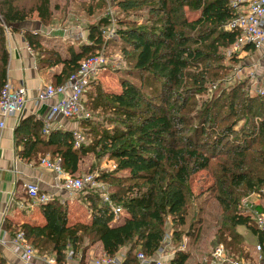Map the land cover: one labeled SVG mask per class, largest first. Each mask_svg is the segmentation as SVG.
Wrapping results in <instances>:
<instances>
[{"label": "trees", "instance_id": "obj_1", "mask_svg": "<svg viewBox=\"0 0 264 264\" xmlns=\"http://www.w3.org/2000/svg\"><path fill=\"white\" fill-rule=\"evenodd\" d=\"M18 1L0 0V91L9 62L6 28L16 31L15 26L33 13L44 26L52 18L49 0H37L29 8L19 6ZM114 1L127 13L139 7L146 18L139 25L125 19L117 23L116 35L130 66L118 75L120 92H105L100 83L91 82L85 93V108L91 113L103 112L112 127L103 129L80 121L88 124L94 138L89 145L74 148L73 132L41 134L43 122L28 119L20 126L33 134L35 141L30 137L16 143H22L28 152L39 144L35 152L55 156L70 176H80V162L87 154L96 159L107 156L116 168L97 179L114 186L110 202L124 217L112 225L111 207L102 203L97 193L85 190L82 193L91 212L88 224L68 226L67 206L54 199L40 206L44 226L22 225L18 231L40 254L52 256L56 264H65L67 251L75 255L80 245L96 243L109 257L128 247L122 264H138L136 247L152 257L163 244L169 218L174 227V254L168 264H187L191 255L179 250L181 238L191 237L198 222L190 225L186 234L180 227L186 223L187 206L193 197L190 180L206 171L212 178L209 189L221 211L216 243L226 252L239 253L244 239L237 230L243 227L263 245L264 260V233L240 209L243 197L264 186V92L249 95L246 82H237L228 90L216 86L239 61L226 55L239 36L238 31L225 30L236 16L231 0ZM188 12L195 15L188 18ZM107 24L103 19L89 27L88 44H79L78 51L68 48L65 59L53 51L43 52L47 57L39 58L49 67L62 65L58 84L64 83L83 59L100 51ZM23 37L36 53L40 36L26 31ZM245 49L253 52L250 46ZM208 85L215 86L212 95L197 100L207 94ZM261 86L264 91V80ZM118 173L126 177L120 178ZM86 249L82 248L81 264L86 263ZM0 264L7 263L0 259Z\"/></svg>", "mask_w": 264, "mask_h": 264}, {"label": "rangeland", "instance_id": "obj_2", "mask_svg": "<svg viewBox=\"0 0 264 264\" xmlns=\"http://www.w3.org/2000/svg\"><path fill=\"white\" fill-rule=\"evenodd\" d=\"M36 1L37 0H19L18 4L21 7L23 6L29 8L33 7L36 4ZM49 1L52 10V18L47 26H44L40 20L37 19L38 17L36 13H33L25 22L16 25V27L20 28L23 33L26 31L32 32L31 30H28L29 28H37L36 33H32L38 34L41 40L45 38L52 42L48 48L40 45L41 49L39 48L36 50L38 58L44 55L43 52H52V44L55 46V48H57V50H62H58L61 54L66 52V50L70 47L74 46L77 48L79 44L87 40L88 28L105 19L107 20L108 24L102 32V38L103 36H106L108 39L104 40L101 49H104V53L108 58V65L99 73V75L104 73L102 83L103 85L101 86L105 92H120L121 89L118 84V75L129 69L130 66L125 54H123L122 44L120 43L118 37L110 39L109 33L114 30L116 32V29H118L117 23L121 19L129 20L137 25L143 23L146 18V12L139 11L138 7L134 9V11L127 13V11H122L114 0ZM194 14L195 13H191L188 15V18H192ZM6 30L8 31V28H6ZM39 31L40 33H37ZM44 56L47 57V55ZM227 57L230 56L227 55ZM237 60H239L238 63L233 64L232 69L230 72H228V77H226L227 79H223L222 83H219L220 81L216 82V86L220 89L228 90L237 82H246L247 86L245 90L249 95L260 94L259 92L263 90L261 85L262 81L264 80L263 52L249 54L243 57L240 56L237 57ZM214 89L215 86L208 85L207 94H202L201 96L196 97L197 100L201 101L208 99L212 95ZM104 117L105 116L103 115V112L93 111L91 113V119L87 120V122H89L90 126L96 125L98 127L101 126L100 128L103 129H110L112 125L107 123ZM77 125L78 129L76 131L80 132L83 138L81 144L84 143L85 146L89 145L94 137L90 132V128L87 126L88 124L84 122H78ZM44 157H49L51 160H56L55 156L51 157L49 154H47V152L42 151L39 153V158H37L34 162L39 164L40 160ZM115 168V163L109 160L107 156H103L101 159H96L95 155L87 154L80 162L79 172L77 175L81 176L84 174H93L97 179L101 173L113 172ZM117 176L120 178H125L126 174L118 173ZM97 182L102 186V188L97 193L99 195V199L102 201L100 193L109 197L111 192L114 191V186L108 182L98 179ZM211 186L212 178L206 171L196 174L190 180V189L193 197L187 206L186 223L183 227H180V230L186 234L189 230L191 231L190 225L195 224V222H198V224L195 225L193 229L194 233L191 237L183 235L181 238V244L185 245L184 251L191 255L187 264H211L210 261L212 259V253L217 245L215 236L220 226L221 211L218 203L215 201L214 193L209 189ZM255 193L259 195V200L262 206L261 208L264 211V192L261 190V188H259ZM71 199L74 200L80 208L79 212H77L79 214L77 215L78 220H81L80 222L89 221L91 212L87 201L84 198V193H79L76 196H73V198L71 197ZM58 200L60 199L58 198ZM29 202L32 203L31 201ZM111 207L119 208L113 206V204ZM259 211H261V209H259ZM123 217V215L115 216L112 221V225L120 223ZM173 229V225L171 224L169 218H167L164 231L165 236H170L171 240L173 239ZM239 230L241 232L245 231L244 229ZM242 243L243 245L240 248L239 253L235 254L229 250L227 252L230 255L234 254L231 257L238 260L241 264H256L259 260H257V257L252 256V251L250 250V245L254 246L255 244L251 242L249 245H247V243H244L243 241ZM97 245V243L93 245H80L78 252H76L75 255L72 254V251H67L68 253L65 255V264H81L80 257L81 254L83 255L82 248H87L84 253L85 255L83 256V258L85 257L86 260V257H89V253L92 254V252H94L95 255L98 253L95 249ZM169 247L171 249L172 247L174 248L173 245ZM170 248H167L168 252ZM127 249L128 247L122 248L124 252H126ZM136 251H141L139 246L136 247ZM46 257L50 258L52 256L40 254L37 250L35 261L43 262Z\"/></svg>", "mask_w": 264, "mask_h": 264}, {"label": "built area", "instance_id": "obj_3", "mask_svg": "<svg viewBox=\"0 0 264 264\" xmlns=\"http://www.w3.org/2000/svg\"><path fill=\"white\" fill-rule=\"evenodd\" d=\"M231 6L236 11L234 16L225 26L227 31H238L234 44L226 51L228 56L239 57L243 51H247L245 47L250 46L253 51L264 52V0H231ZM109 38L114 39L116 32L111 31ZM108 37L103 36L102 40ZM251 51V50H248ZM252 52V51H251ZM108 65V58L104 53V49L96 52V54L83 59L78 69L72 73L69 78L62 84L45 85L40 88L35 98L37 103L47 102L54 99L53 104L49 107V116L44 121L43 133L48 135L52 127V123L57 120H75L87 121L91 119V112L85 108V93L102 69ZM263 90L259 93L262 95ZM27 103V89L23 85H15L12 82H4L0 91V128L5 127V120L20 114ZM74 148H79L83 138L80 132L74 131ZM40 165L52 170L56 174L58 183L56 188L65 192L68 196L73 197L85 190L98 193L102 188L98 184L95 175L84 174L81 176H70L63 172L59 161L51 160L44 157L40 160ZM23 189L29 201L33 205L43 206L53 201L55 195L44 193L40 190L37 183L29 182L23 185ZM264 192V186L261 188ZM104 204L112 206L110 198L100 193ZM259 195L253 193L243 197L240 201V209L243 216H248L255 224L256 228L264 233V213L256 211ZM114 217L123 215L120 208H112ZM13 254L23 264H32L37 256V250L31 246L24 237L23 232L15 233L10 241ZM171 243V237L165 236L162 246L152 257L145 256L142 252H135V258L138 264H168L169 258L174 254L167 252L166 248ZM179 250H185V245L179 247ZM257 253L262 250L261 244L255 246ZM172 251V250H171ZM124 251H119L115 256L109 257L105 254L100 258H94L89 264H122ZM44 262L48 264H56L53 257H46ZM211 264H241L238 260L229 256L222 244H217L212 253Z\"/></svg>", "mask_w": 264, "mask_h": 264}, {"label": "crops", "instance_id": "obj_4", "mask_svg": "<svg viewBox=\"0 0 264 264\" xmlns=\"http://www.w3.org/2000/svg\"><path fill=\"white\" fill-rule=\"evenodd\" d=\"M190 14L188 13L187 15ZM15 28L16 31L6 32L7 50L9 53L7 80L15 85L20 84L26 87L27 103L20 114L12 118H7L5 120V127L3 129L0 128V259H4L7 264H23L13 254L10 243L19 228L22 225L42 227L46 222L40 212V206L33 205L29 202L23 189L25 183H37L42 192L55 195L54 199L59 198L60 203L65 204L68 208V226L79 223L88 224L90 221L80 222L81 220H78L77 215L79 214L77 212H79L80 208L70 196L56 188L58 181L55 172L41 166L40 163L36 164L34 162L39 158V153L35 152L39 144H36L35 147L33 146L32 150L28 152L27 148L24 149L22 143L18 145L16 143L20 142L21 139L25 141L26 138L30 137L31 142L35 141V138L32 137L33 134L28 133V130L25 129L24 126H20L24 120L31 119L32 122L37 120L42 121L43 125L45 123L44 121H47L49 107L53 104L54 99L37 103L35 98L38 90L43 86L49 84L58 85L62 65L58 64L49 67L47 62L38 58L36 53L28 46L23 37V31L16 26ZM36 29L37 28H29L28 30L36 33ZM37 33H40V31ZM51 43L52 42L48 39L43 38L40 45L48 48ZM83 43L88 44V41L86 40ZM73 47L71 48L74 51H78V46L77 48ZM51 48L55 53L59 54L62 59L67 58L69 54V49L61 54L59 51L62 50L58 49V51L53 44ZM259 52L262 51L251 52L247 50L240 53L239 57ZM103 76L104 73H101L93 82L103 85ZM77 123L78 121L75 120H57L52 123V127H54L52 130L74 132L78 129ZM17 128L20 132H15ZM41 134H43L42 130ZM28 146H31V144ZM257 204L256 211L263 213L264 211L261 208L260 200L257 201ZM259 209H261V211H259ZM239 229H244L245 231L241 232ZM237 231L243 237L244 243L249 245V243L253 242L255 244L254 246L250 245L252 248H250V250L252 251V256L257 257V260H259L256 264H264L262 250L260 253H257L255 250V246L260 244L258 238L243 227L238 228ZM169 246H171V243ZM169 246H167V248H170ZM261 246L263 248V245ZM95 249L98 253L96 255L94 252H92L93 255L89 253V257H86L85 260L86 264H89L94 258H100L101 255L104 254L99 244ZM170 249V253L174 251L173 247L171 249L172 251ZM120 250L123 251L122 249ZM172 258L173 255L169 258V261ZM32 264L48 263L34 260Z\"/></svg>", "mask_w": 264, "mask_h": 264}]
</instances>
